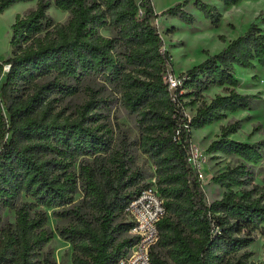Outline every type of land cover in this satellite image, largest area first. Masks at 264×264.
Wrapping results in <instances>:
<instances>
[{
    "label": "trees",
    "instance_id": "16d2710c",
    "mask_svg": "<svg viewBox=\"0 0 264 264\" xmlns=\"http://www.w3.org/2000/svg\"><path fill=\"white\" fill-rule=\"evenodd\" d=\"M31 1L0 0V14ZM52 1L69 13L67 23L53 24L49 2L37 0L34 10L15 17L13 55L0 62V264H56L45 252L53 238L45 209L62 222L55 233L71 246V264L116 263L134 243L133 224L122 219L125 208L150 186L165 207L153 264H256L250 248L257 234L264 242V187L253 183V167L263 160L264 139H231L238 120L220 127L207 153L237 157L239 163L210 179L224 192L209 204L189 158L192 130L251 110L257 96L236 90L235 68L258 66L264 75V33L251 25L180 73L182 85L171 91L165 81L171 56L154 24L158 15L151 0ZM244 1L216 0L224 7ZM187 4L162 15L192 23ZM194 5L218 27L215 6L201 0ZM86 82L119 97L138 131L135 147L153 172L136 167L127 149L112 151L111 131L100 124L106 101ZM82 88L88 100L74 117L56 111L58 97ZM211 88L223 92L200 101ZM198 102L194 114L186 115V107ZM5 211L14 213V223Z\"/></svg>",
    "mask_w": 264,
    "mask_h": 264
},
{
    "label": "rangeland",
    "instance_id": "374dc122",
    "mask_svg": "<svg viewBox=\"0 0 264 264\" xmlns=\"http://www.w3.org/2000/svg\"><path fill=\"white\" fill-rule=\"evenodd\" d=\"M47 1L49 2L47 15L53 24H66L69 13L56 9L52 0ZM184 1L151 0L154 11L158 15L154 24L162 37L163 49L171 56V68L175 76H179L185 70L220 52L230 41L244 34L251 25H256L264 33V0H248L231 7H224L216 0H201L215 6L221 14L220 24L217 28H214L194 5L195 0H188L185 7V10L194 18L192 23L162 15L165 10ZM36 4L37 0L18 3L0 14V62L13 55V47L10 41L12 36L11 25L15 17L26 15L35 9ZM101 34L108 35L106 31H101ZM221 36H224V42L220 40ZM235 77L239 80V85L236 88L239 93L257 96V99L253 101L251 110L229 114L219 123L210 127L207 126L201 131H191V164L200 176L207 204L219 199L224 192L223 189L212 184L210 179L239 163L237 157L225 156L220 153H207L209 144L220 137V127L238 120L240 127L235 134L230 136L231 139L247 143H255L264 139L263 71L258 66L252 70L236 67ZM86 85L98 93V98L102 97L103 101H106L102 108L105 118L100 121V124L105 126L106 130L111 131L112 151L127 149L135 157L136 167L147 170L149 173L153 172L150 161L135 147L138 141V131L134 119L127 115L122 108L119 97L111 89L104 88L100 83L86 82ZM222 92V88H211L203 94L200 101L209 102L216 94ZM87 100L88 92L82 88L80 92L74 95L58 97L55 109L57 112L62 111L66 116L74 117L76 110ZM188 101V98L183 100L185 103ZM198 104L199 102L193 106L188 105L185 109L186 115L191 117ZM253 173V183L264 187V153L262 162L253 167ZM147 182L152 184L153 178L148 179ZM80 197V194L76 195L75 201L79 200ZM45 211L48 217L47 226L53 232V238L45 246V252L51 254L56 264H71V246L55 233L56 228L62 225V222L54 217L52 210L45 209ZM4 216L9 223H14L12 211H5ZM122 219L128 221L125 216H122ZM250 249L253 253L252 261L256 264H264V242L259 234L256 235V241Z\"/></svg>",
    "mask_w": 264,
    "mask_h": 264
},
{
    "label": "built area",
    "instance_id": "2783aa9c",
    "mask_svg": "<svg viewBox=\"0 0 264 264\" xmlns=\"http://www.w3.org/2000/svg\"><path fill=\"white\" fill-rule=\"evenodd\" d=\"M8 68L5 66L4 70L7 71ZM165 81L171 91L182 85V78L172 72L165 76ZM191 159L190 150V163ZM164 214V201L154 186L144 188L135 195L125 208L126 217L133 224L130 236L134 238V243L129 252L114 264H153L151 252L158 241V223Z\"/></svg>",
    "mask_w": 264,
    "mask_h": 264
},
{
    "label": "bare ground",
    "instance_id": "6f19581e",
    "mask_svg": "<svg viewBox=\"0 0 264 264\" xmlns=\"http://www.w3.org/2000/svg\"><path fill=\"white\" fill-rule=\"evenodd\" d=\"M212 126V125H211ZM210 127V126H209ZM205 129V128H204ZM201 130H203V129H201ZM201 130H199V131H201Z\"/></svg>",
    "mask_w": 264,
    "mask_h": 264
},
{
    "label": "crops",
    "instance_id": "0c3cea01",
    "mask_svg": "<svg viewBox=\"0 0 264 264\" xmlns=\"http://www.w3.org/2000/svg\"><path fill=\"white\" fill-rule=\"evenodd\" d=\"M186 71V70H185ZM183 73V72H182ZM263 82V81H262ZM223 126V125H222Z\"/></svg>",
    "mask_w": 264,
    "mask_h": 264
}]
</instances>
